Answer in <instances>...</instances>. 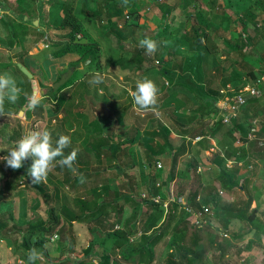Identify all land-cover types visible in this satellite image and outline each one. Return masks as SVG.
Wrapping results in <instances>:
<instances>
[{
  "label": "rangeland",
  "instance_id": "rangeland-1",
  "mask_svg": "<svg viewBox=\"0 0 264 264\" xmlns=\"http://www.w3.org/2000/svg\"><path fill=\"white\" fill-rule=\"evenodd\" d=\"M50 1L54 2L55 6L49 7ZM72 1L1 0L0 3L2 7V9L0 8V42L8 52L5 55L7 60L3 59L4 55H0V71L3 70V73L0 74L11 73L17 80L18 86L24 90L17 103L9 106L10 115L0 117V157L7 155V151L15 146V142L29 131L46 128L51 131L54 142L60 135L71 138L74 148L71 146L69 152L73 149L77 151L75 165L80 168L72 171L64 167L60 172L56 168L57 165L45 181L40 184H32L26 171L23 170L20 174H15L11 168L5 166L3 161H0V238L8 237L6 240H0V264H27V259L23 256L29 249H22L19 254H15L10 244L21 241L22 234L30 226V221H46L49 210L52 208L57 209L65 206V208L77 212L75 200L90 195V186L95 183L98 184L99 191L105 184L110 188L103 195L102 201L106 204L104 212L95 220L86 219L85 223L74 221L72 225H66L68 241L65 244L55 241L46 242L41 250L42 256L36 261V264H55V261L61 257L60 248L62 246L66 248L71 257L88 259L91 264H99L103 251L100 247L102 239L106 234L113 233L115 229L122 226L117 223L119 214L125 218L131 211L130 204H126L123 198L130 194H133L136 199L145 198L146 192L143 188L149 186L151 181L145 168L144 155H141V147L124 144V142L136 136L144 139L147 132L158 131L159 124L169 125L176 134L178 129L173 127V121H183L186 125V121L189 119L199 117L195 113L199 107L194 106L183 95L177 94L167 98L166 91H168L167 88H170L171 83L164 80L158 71L160 67H167L166 64L169 63L170 69H175L180 73L178 68L185 65L191 56L188 42H196L194 32L197 29L204 30V27L199 26L195 21V11L200 6L208 12L209 2L214 0H184L182 5H184L185 11L177 8L168 17L163 15L160 5L172 6L175 3H180L181 0H158L152 7L148 4V0H132L138 9L137 18L129 17L127 19L126 12L123 14L122 18L117 21L118 28H122L121 36H117L115 31L110 29V24L107 21L110 14H113L116 8L124 4L122 0H112L108 4H104L106 0H75L74 7L85 15L83 20L85 29L101 48L100 70H97L95 66H90V63L82 67L90 60L85 62L75 53H69L60 59H53L48 52H44L47 51V46L42 43H34V39L29 35H22L30 25V22L25 20L26 17L23 18L24 22L21 21L22 11H24L23 14H26L25 16H33L37 13L38 17L34 20L37 21V25L33 27L37 28L39 32L43 30L45 40L58 44L60 38L54 29L60 25L64 17V10H61L58 5L64 3L69 7ZM130 1L127 0V2ZM226 1L217 0V4L223 5ZM84 5H87V10ZM263 6L264 2L259 6H254L257 10L254 13L257 31L252 30L253 24H248L244 42L247 47L241 46L238 49V51H242L241 53L232 52L229 44L234 45L239 41V37L244 35L242 25L236 23L237 17L232 11H227L231 21L236 24H232L230 21L229 27L225 28L224 24L220 25V19H214L210 15L215 26H211L212 28L209 30L205 29L209 40L206 39L207 41L203 42H207L211 53L204 67V76L206 81H211L214 90L223 92V77L232 78V74L222 71V67L224 69L228 67L227 63H236L234 64L235 70L243 75H246L247 71L252 68V64L249 62L255 63L256 61L259 63V68L264 69ZM100 8L107 9V15L104 13L100 18H97V15L94 16V12L99 11ZM215 13L218 16L221 15L217 10ZM92 15L95 18L94 21L87 18ZM106 16L108 17L106 18ZM110 18L111 21H114V17ZM6 27L9 31L6 30ZM128 28H131L130 34L127 33ZM146 37L154 39L158 44V50L153 55L146 54L145 50L139 47V41ZM136 51L142 52L139 66H137L138 61L132 62L136 59L134 54ZM161 53L164 54L162 61L157 58ZM239 55L246 58L245 62L241 61ZM6 61L9 63L4 66ZM22 62L30 71L33 70L32 79H25L16 70L17 63ZM67 70H71L72 75L73 71H76L75 76L81 77V80L70 89V95L71 93L75 94L70 104L74 102L75 105L71 106L68 121L60 130L59 125H61L60 120L63 115L52 113L50 106L37 107L33 110L29 107V99L31 94L36 92L51 100L50 90L54 88L56 80ZM96 73L102 75L103 82L98 85L90 84L89 81ZM145 78L153 80L159 88L158 105L152 110L154 112H146L149 110H142L133 102L132 93L135 91L136 84ZM81 82L85 84L84 89L80 86ZM223 106H225L224 101L217 103L218 108L221 109ZM98 118H101L102 122ZM103 123L107 125L106 132L97 129V124L99 128L105 127ZM210 125L211 122L206 120L202 127ZM258 133L259 129L257 128L255 134ZM102 137L107 138L109 144L113 142V145L120 146L114 156H110L111 153L96 152L98 139ZM254 149L256 150V148ZM192 155L191 152V158ZM207 155L201 153L199 157L204 168L206 165L202 161ZM208 158L211 157L208 156ZM29 160L31 161V159ZM184 160L183 166H188L191 159ZM231 165L229 163L227 167L231 169L233 166ZM242 165L247 170L248 178H242V189L233 192L232 200H224L239 207L250 196L256 202L253 201L250 209H253L255 204H259L258 215L260 214L264 219V161L252 157V161L250 160L248 165ZM170 166L169 159L158 162L156 169L160 177L157 179V185L166 179L167 172H170ZM240 170L238 171L239 175L242 172ZM81 173L89 175L87 181L84 178L83 183L77 182L72 187L63 184L67 174L77 178ZM85 183H89L90 186H86ZM210 188L212 187L208 186L206 190ZM174 199L175 197L172 196L167 203L163 204L165 212L168 210V204L173 203ZM177 202L181 205L180 200ZM209 210V217L213 221L209 223L219 230L214 233V235L217 234V237L213 239L212 246L214 248H211L214 251L209 255V258H202L201 264H264V231L248 233L250 227L240 220L234 219L231 222L230 230H225L222 221L214 216V208L209 206ZM144 211H146L145 208ZM182 221L185 223L181 226L187 223L191 225L195 222L194 219L189 220L188 216L181 219ZM207 226L208 224L204 225V229ZM242 235L245 237L240 239ZM70 237H74V243H71ZM254 244H257L259 249L253 248ZM88 250L90 253L86 254ZM244 251H249L246 257L242 254ZM170 258L169 252L161 255V258L154 256L152 264H164ZM111 262L126 264L119 254Z\"/></svg>",
  "mask_w": 264,
  "mask_h": 264
},
{
  "label": "trees",
  "instance_id": "trees-1",
  "mask_svg": "<svg viewBox=\"0 0 264 264\" xmlns=\"http://www.w3.org/2000/svg\"><path fill=\"white\" fill-rule=\"evenodd\" d=\"M110 1L112 2V0H106V3L104 4H108ZM183 1L184 0H181L180 3H175L172 6L161 4L160 8L162 9L163 15L169 16L177 8L185 11V7L182 5ZM37 2H39V0ZM148 2L150 7H152L158 2V0H148ZM263 2L264 0H227L223 5H219L217 4V0H214L209 2L210 8L208 12L198 6V10L195 11V21L199 26H203L204 30L197 29L194 32L196 42H188V50L191 51V56L188 61H186L185 65L178 68L180 73L176 72L175 69H170L169 63L166 64L167 67H160L158 72L164 80L169 82V84L171 83L170 88H167L168 91H166L167 98L177 94L180 96L183 95L188 101H191L194 106L199 107L195 111L196 115L199 117L189 119L186 121V125L183 121H173L174 128L175 125L178 128H181V131L176 133L177 139L172 137L174 132L169 125L159 124L158 131L155 130L151 133H146L144 137L145 141L136 136L133 139L124 142V144H134L141 139L144 141L142 143V154L144 155V163L151 181L148 189L145 190L146 196L144 199H136L133 194L123 198L126 204H130L131 211L123 219H121V215L119 214L117 216V223L120 222L122 226L119 229H115L113 233L106 234L102 239L100 247L103 251L100 256L99 264H118L117 262H111L118 254L123 261L127 263L152 264L154 262L153 249L161 242V239L166 233L169 232L175 221L177 222V226L175 229L173 228V233L167 243L168 249L171 251V258L164 264H201L203 255L206 252V242L210 248H214L212 246L213 239L217 237V234L214 235V233L219 229L211 224L213 221H211L209 214L207 215V219L211 223H209L205 229L204 227H198L194 224L190 225L188 223L181 226L185 222H181L180 220L188 215L191 216L186 212L187 209L196 212L202 210V208L211 206L214 208V216L222 221V226L225 230H230L231 222L234 219L240 220V222L245 223L250 227L248 233L253 231L262 233L264 231V219H262L260 214L258 215V212L260 211L259 204H257L255 208L250 209L254 201L252 197L248 196L245 203L239 207L225 201L226 197L228 198L230 195L234 194V191L242 189V177L238 173L239 170L237 165H248L250 162L248 159L251 158L244 147L249 145L252 141L254 148H256L254 151L256 157H259L260 160L264 161V92L262 95L251 98L247 101L237 117L233 119L229 125H224L217 107L219 101L232 98L247 86H255L260 76L264 74V69H260L259 63H256V61L255 63L249 62L252 64V68L247 71L246 75H243L235 70L234 64L236 63H227L228 67L226 69L222 67V71L226 74H232V78L223 77V92L214 90L211 86V81H206L204 76V67L206 66L211 52L207 42H203L209 40L205 29L209 30L212 28L211 26H215L214 22L211 21V16L214 19H220V25L224 24V27L228 28L231 17L228 16L226 12L232 11L237 17L236 23L242 25L244 35L240 36L239 41L234 45L229 43L231 47L235 46L233 48L230 47V49L233 50L232 52H237L241 46L247 47V44L244 42L246 38L245 34L247 35L248 24H253L252 30L257 31V24L254 21L256 19L254 13L257 10H255L254 6H259ZM74 3L75 0L70 3L69 7L65 6L64 3L58 5L61 10H64V17L62 18L60 25L54 29L60 38L58 44L51 43L49 40L47 41V44H44V34L39 32L37 28H34L32 21L29 20L32 16H27V21L30 22V25L22 35H29L34 39V43H42L47 46V51L44 52H48L53 59H60L69 53H75L80 58H83L85 62L90 60V66H95L97 70H100L101 48L88 34L83 23L85 15L81 14L80 10L74 7ZM48 5L49 7L55 6L54 2L51 1ZM86 6L87 5H84V8L87 10ZM38 8L40 9V6H38ZM137 10L136 4H134L132 0L127 2L126 5L123 4L116 8L113 14H110V17H114V21H111L110 17L107 21V23L110 24V29L114 30L117 36H121L122 28H118L117 21L122 18L125 12L127 14V19L129 17L136 19ZM216 10L221 14L220 16L216 15ZM99 11L97 10L94 12V16L97 15V18H100L101 14L104 13L107 15L108 10L100 8ZM22 12L24 13V11ZM23 13L20 16L22 22H24L23 18L26 17V14ZM94 16L92 15L87 18L94 21ZM107 17L108 16H106V18ZM231 23L236 24L232 21ZM6 30L9 31L8 27H6ZM129 30L127 33L130 34L131 30ZM238 52L241 53L242 51ZM134 54L138 61L137 66H139L141 63L142 52L136 51ZM163 55L164 54L161 53L157 58L162 61L161 59H163ZM239 56L241 61L245 62L246 58L244 56L241 57V55ZM132 62H134V60ZM255 67L256 69H254ZM16 70L28 80L18 68H16ZM29 72L33 75L32 70H29ZM75 74H77L76 71L73 72V75L64 84V87L60 88L58 91L51 89V100L44 96L45 99L41 106H39V108L50 106L52 113L55 115H63V118L60 120V130L63 129L68 121V115L71 114V106L75 105L74 102L70 104L73 95H75L73 93L70 95V89L81 80V77L79 78L75 76ZM59 79L60 78L56 80L55 84ZM83 83L84 82H81L80 86L84 89L85 84ZM10 105L11 104L6 101L5 108L9 115L10 111L8 108ZM98 120L102 122L101 118H98ZM206 120L211 122V125L209 127L205 126L204 129L202 126ZM254 127L259 129V133L257 135L255 134L256 138L252 140L250 139V136ZM97 129L106 132L107 125L99 128L97 124ZM219 136L228 139V145H224L222 141H218L217 144L220 150L212 154L211 158L208 159L209 169L207 170L201 165L199 159L200 154L210 148V139H218ZM199 137L203 138L202 141L196 143L194 147H191L193 140ZM108 142V139L105 137L99 138L96 145V152L111 153L113 149L114 153L119 149V145H111ZM236 143H239L243 147H234ZM71 146L72 143L67 149H65L66 155L70 153L69 149ZM72 148L74 147L72 146ZM188 151L193 153L191 161H189L188 166L177 173L176 180L174 171L177 160L187 154ZM165 154H169L170 157V172L168 173L169 176L166 184L164 186H158L157 179H159L160 175L157 174L156 166L159 159L163 158L162 156ZM230 159H234L235 163L231 169H227L226 165ZM31 162L32 161L27 160L22 168L12 171L15 174H20L23 170L28 173ZM74 167L75 169H80L76 165H74ZM56 168L60 172L64 169V167L62 168L59 165ZM199 168L201 170L200 173H198ZM83 176L85 181H87L89 175L86 173L83 174ZM174 180H176V188L173 192L176 199L173 203L168 204L169 206L166 215L161 221V224H159L163 213V210H160L163 208L162 201L164 196L161 191L167 192L166 188L169 186V183ZM77 182H81L80 175L75 178L71 177L70 174H67V178L63 184L72 187L73 184ZM85 184L86 186H90L89 183ZM216 185H218L219 188ZM208 186H211L212 188L206 190ZM90 187V195L75 200L77 212L70 208H65V206H61L57 209H50L46 221H30V226L26 232L22 234L21 241L10 244L14 249V253L19 254L22 249H30L32 247L41 251L43 245L50 241L65 244L66 241H68L65 230L66 225H72V222L74 221L85 223L86 219H97L106 209V204L102 200L104 198L103 195H105L110 188L105 184L102 187L103 189L99 191L97 189L99 188L97 183ZM9 188H12V186H9ZM219 191L222 192L221 195L219 194ZM183 197H185L183 204L179 205L177 199ZM155 198H159L158 203L154 202ZM142 208H145L146 211H143ZM6 238L8 237L4 236V238H0V240H6ZM70 240L71 243H74V237H70ZM202 243L204 245H202L201 248ZM217 249L219 248L217 247ZM60 251L62 252L60 254L61 257L55 261V264H91L88 259L86 260L69 256L64 246L60 248ZM87 253H90V250H88L86 254ZM23 257L27 259V254Z\"/></svg>",
  "mask_w": 264,
  "mask_h": 264
},
{
  "label": "clouds",
  "instance_id": "clouds-1",
  "mask_svg": "<svg viewBox=\"0 0 264 264\" xmlns=\"http://www.w3.org/2000/svg\"><path fill=\"white\" fill-rule=\"evenodd\" d=\"M122 3L126 5L127 0H122ZM139 47L144 49L148 55H153L158 50L157 42L147 37L139 41ZM102 82L103 77L100 73L94 74L93 79L89 81L93 85ZM23 91L11 73L0 74V117L9 115L5 108L6 101L15 105ZM132 98L134 104L140 109L154 110L158 105L159 88L153 80L145 78L136 84ZM44 99L42 94L33 92L29 99V107L34 110L41 106ZM70 144L71 138L66 135H60L59 139L54 142L51 131L46 128L29 131L15 142V146L7 151V155L0 157V161H3L7 168L15 171L22 168L25 161L31 159L28 176L31 178L32 184H40L47 179L49 173L57 165L72 171L76 170L74 165L77 159V151L73 149L67 155L65 154V149ZM80 181L81 183L84 182L82 173L80 174ZM41 256V251L35 247L30 248L27 252V264H36Z\"/></svg>",
  "mask_w": 264,
  "mask_h": 264
},
{
  "label": "crops",
  "instance_id": "crops-1",
  "mask_svg": "<svg viewBox=\"0 0 264 264\" xmlns=\"http://www.w3.org/2000/svg\"><path fill=\"white\" fill-rule=\"evenodd\" d=\"M38 1V0H37ZM0 8L2 9V7L0 6ZM17 13V12H16ZM36 16V17H35ZM35 17V18H34ZM38 17V14L36 13V15H33L32 16V18L31 19H29L30 21H32V22H34V20L36 19ZM166 17H168V16H166ZM28 19V17L26 16V18H25V20H27ZM41 33H43L44 34V32H43V30H41ZM44 44H47V40H45V43ZM8 54V52L6 51V48H4V46H3V44H1V42H0V55H4L3 56V59L4 58H6V56L5 55H7ZM6 60H7V58H6ZM134 61H137V59H135ZM3 62H5V61H3ZM9 62L8 61H6V63L4 64V66H7V64H8ZM13 63V62H12ZM17 64H21V65H23L24 67H25V65H24V63L22 62V63H17ZM31 69H32V67H30ZM33 71V70H32ZM74 72V71H73ZM0 73H3V70L2 71H0ZM34 77V76H33ZM146 112H154V111H146ZM145 122V121H144ZM175 128H177L178 129V131H181V128H178L176 125H175ZM172 137L173 138H176L177 137V135L176 134H174L173 133V135H172ZM225 137H223V136H219L218 137V139L217 138H215V139H210V141H209V144H210V148L208 149V150H205V152H202V153H204V154H208L207 156H205V159L202 161L203 162V164L204 165H206V169L208 170L209 169V162H208V156H212V154H214L215 152H217V151H219L220 150V148H219V146H218V141H222L223 142V144L224 145H228V139H224ZM177 139V138H176ZM144 141H145V139H144ZM142 139L140 140V141H138V142H135L134 144H132V146L133 145H138V146H140L141 147V150H143L142 148V143L144 142ZM188 142V141H187ZM111 143V145L113 144V142H110ZM196 144V143H195ZM195 144H191V147H194V145ZM234 147H243L242 145H240L239 143H236L235 144V146ZM245 150H246V152H248L247 154L251 157L250 159H248V161H252V157H253V159L254 158H256V159H258L257 157H256V155H255V152L253 153V149H254V145H253V143H252V141H251V143L249 144V145H246L245 147ZM121 149V148H120ZM255 150V149H254ZM129 151V153L131 152V150L129 149L128 150ZM115 153V152H114ZM114 153H113V149H112V152H111V155L110 156H114ZM141 155H143L142 154V152H141ZM163 158H160L159 159V161H165V160H167V159H169L170 160V157H169V154H165V155H163L162 156ZM144 159V158H143ZM184 159H188V160H190L191 159V151H188L187 152V154H185L184 156H182L178 161H177V164H176V168H175V171H174V174L176 175V180H177V173L178 172H180V171H182L185 167L183 166V162L185 161ZM188 162V161H187ZM232 164L233 166H234V159H230L228 162H227V164ZM158 164V163H157ZM231 165V166H232ZM232 166V167H233ZM184 167V168H183ZM226 167H227V165H226ZM237 167H238V170H240V168H242L240 171H242V172H240V176L244 179H246V178H248V173H247V170L245 169V167L242 165V164H238L237 165ZM146 168V167H145ZM227 169H229V167H227ZM147 170V169H146ZM199 170H200V168H199ZM203 170H205V169H203ZM117 171V170H116ZM200 172H201V170H200ZM199 172V173H200ZM168 173H169V171L167 172V176H166V179L164 180V181H161L160 182V184L161 185H165L166 184V182H167V178H168ZM176 180H174V181H171L170 183H169V186L166 188V191L167 192H164V191H161V193H162V195L164 194V196H163V204L164 203H167L168 202V200L170 199V197H175V195H174V190H175V188H176ZM150 183V182H149ZM159 184V185H160ZM158 185V186H159ZM218 188H219V186L218 185H216ZM148 187L149 186H146L145 188H143V190H146V189H148ZM229 197H230V199H229ZM228 198L226 197L225 198V196H224V198L228 201V200H232V198H233V194L232 195H230ZM184 198L185 197H183V198H179V199H177V200H180L181 201V203L180 204H183V200H184ZM175 199H176V197H175ZM174 199V200H175ZM255 202V201H254ZM256 203V202H255ZM168 206V205H167ZM255 207H256V204H255ZM254 207V208H255ZM142 210L144 211V208H142ZM160 210H163V213H162V216H161V219H160V223L159 224H161V221L163 220V218H164V216L166 215V212H165V209L164 208H161ZM122 218H124V217H121V219ZM188 219L190 220V219H192V216H189L188 215ZM180 220V219H179ZM178 220V221H179ZM181 221V220H180ZM120 223V222H119ZM121 224V223H120ZM176 226H177V222L175 221L173 224H172V227L170 228V230H169V232L168 233H166V235L161 239V242L153 249V252H154V256L156 257V256H158L159 258H161V255H164V254H167L168 252L170 253L171 251L168 249V241H169V239H170V237H171V234L173 233V230L176 228ZM174 228V229H173ZM222 233V232H221ZM245 236H241V238L240 239H243ZM248 239H251V238H248ZM252 240V239H251ZM255 240V239H254ZM253 240V241H254ZM202 245H204L203 243L201 244V248H202ZM253 246V248L255 247V248H257V249H259V247H258V245L257 244H254V245H252ZM205 249H206V252L204 253V255H203V259H205V258H209L210 256V254L214 251V250H212L209 246H208V244H207V242H206V246H205ZM251 251V250H250ZM247 252H249V251H244L242 254L243 255H245V257H246V255H248L249 253H247ZM250 253H252V251L250 252ZM257 255H258V253H256ZM95 259H97L96 257H95ZM93 261H95V260H93ZM126 264H131V263H127L126 262Z\"/></svg>",
  "mask_w": 264,
  "mask_h": 264
},
{
  "label": "built area",
  "instance_id": "built-area-1",
  "mask_svg": "<svg viewBox=\"0 0 264 264\" xmlns=\"http://www.w3.org/2000/svg\"><path fill=\"white\" fill-rule=\"evenodd\" d=\"M264 92V74L260 76L259 80L257 81L255 86H247L244 89H242L238 94L234 95L232 98L223 100L225 106H223L221 109H219V115L222 117V121L224 125H229L230 122L235 119L240 112V110L245 106L247 101H249L251 98L258 97L262 95ZM255 125V122H254ZM257 131V128L252 129V133L250 136V139L254 140L256 138L255 132ZM203 138H196L193 140V144L201 142ZM200 172V170H198ZM221 195V191L219 192ZM144 199V197H143ZM159 198H155L154 202L158 203ZM175 201V200H174ZM173 201V202H174ZM187 213H189L192 216V219H194V225L198 227H203L204 225L209 224L210 221L207 219V215L209 214L210 210L209 207L202 208L200 211H192L187 209Z\"/></svg>",
  "mask_w": 264,
  "mask_h": 264
},
{
  "label": "water",
  "instance_id": "water-1",
  "mask_svg": "<svg viewBox=\"0 0 264 264\" xmlns=\"http://www.w3.org/2000/svg\"><path fill=\"white\" fill-rule=\"evenodd\" d=\"M37 25V21L33 22V26ZM90 61H87L86 64H84L82 67H84L85 65H89ZM16 68H18L20 70V72L26 76L28 79H32V74L29 72V70L24 67L21 64H17ZM72 76V71L71 70H67L64 75H62L59 79V81L55 84L54 86V91H58L60 88L64 87V84L71 78ZM36 88V87H35Z\"/></svg>",
  "mask_w": 264,
  "mask_h": 264
}]
</instances>
